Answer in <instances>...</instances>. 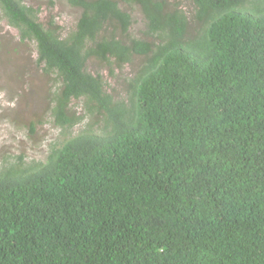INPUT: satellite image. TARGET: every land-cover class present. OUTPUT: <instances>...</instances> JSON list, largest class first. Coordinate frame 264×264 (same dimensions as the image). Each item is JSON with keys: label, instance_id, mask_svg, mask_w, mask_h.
I'll use <instances>...</instances> for the list:
<instances>
[{"label": "trees", "instance_id": "1", "mask_svg": "<svg viewBox=\"0 0 264 264\" xmlns=\"http://www.w3.org/2000/svg\"><path fill=\"white\" fill-rule=\"evenodd\" d=\"M61 1L64 35L0 0L58 83L53 126L82 125L43 162L1 160L0 264H264V0ZM90 61L128 68L115 95Z\"/></svg>", "mask_w": 264, "mask_h": 264}, {"label": "rangeland", "instance_id": "2", "mask_svg": "<svg viewBox=\"0 0 264 264\" xmlns=\"http://www.w3.org/2000/svg\"><path fill=\"white\" fill-rule=\"evenodd\" d=\"M28 6L39 9L40 21L52 18L64 31H70L76 22L79 11L69 7L61 0H23ZM177 4L188 14L190 3L187 0H169ZM131 15L132 31L143 29V20L139 10L132 6L125 8ZM94 61L87 63V69L94 75L103 77L107 91L115 95L117 81H121L129 70L127 67L110 78L108 71ZM116 73V72H115ZM58 83L50 76L44 75L36 64L33 44L27 47L20 45L16 30L11 28L4 19H0V165L1 160L22 165L43 162L49 147L60 145L67 138L77 135L82 125L76 124L70 131L54 127L48 113V98ZM70 109L87 121L82 108V101L72 100ZM32 128V130H31Z\"/></svg>", "mask_w": 264, "mask_h": 264}, {"label": "clouds", "instance_id": "3", "mask_svg": "<svg viewBox=\"0 0 264 264\" xmlns=\"http://www.w3.org/2000/svg\"><path fill=\"white\" fill-rule=\"evenodd\" d=\"M8 24V23H7ZM11 27V26H10ZM11 28H13V27H11ZM14 29V28H13Z\"/></svg>", "mask_w": 264, "mask_h": 264}]
</instances>
